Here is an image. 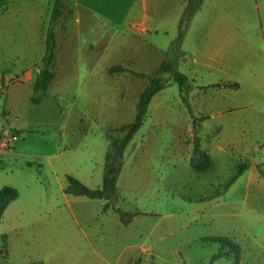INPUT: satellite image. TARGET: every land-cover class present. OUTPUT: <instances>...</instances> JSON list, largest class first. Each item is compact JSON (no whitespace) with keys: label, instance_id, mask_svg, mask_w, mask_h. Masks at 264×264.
Returning <instances> with one entry per match:
<instances>
[{"label":"rangeland","instance_id":"1","mask_svg":"<svg viewBox=\"0 0 264 264\" xmlns=\"http://www.w3.org/2000/svg\"><path fill=\"white\" fill-rule=\"evenodd\" d=\"M63 3V15L55 24L58 79L42 99L31 101L32 86L27 83L10 87L5 99L2 94L20 75L0 69V144L5 147L0 146V188L8 185L18 192L0 220V264H26L35 259L48 264H116L114 219L119 215L113 207L137 212L127 228L135 242L146 248L144 252L137 248L142 253L140 264H264V97L255 98L261 111L251 130H244L259 144L257 153L250 152L245 158L235 150L217 153L211 146L217 130L207 120V127L198 126L200 132L195 136H201L213 150L214 166L194 169L170 140L176 127L163 124L152 130L147 123L143 131L152 130L157 139L149 140L146 148L137 145L134 161L131 151L125 150L117 194L110 201L113 207L104 209L107 199L64 195L67 175L90 188L101 187L109 150L107 134H116L113 130L119 127L113 112L120 104L126 107L122 123L135 118L133 85L143 79L127 73L109 78L100 69L108 63H121L144 68L147 81L154 75L167 77L168 73L156 72V65L169 56L178 24H173L177 18L171 14L177 6L175 0ZM52 4L53 0H4L0 5V59L4 61L0 63L45 51V39L39 50L30 45L35 38L34 44L40 46L38 15L42 20L38 33L42 34ZM200 8L207 10V0ZM205 24L206 16H198L191 34L185 38L187 29L184 35L181 50L190 58L195 47L207 57L209 44L215 41V33L207 32ZM86 61L96 64L95 69ZM41 65L42 57L30 70ZM194 68L207 75L205 67ZM30 70L22 72L28 74V80ZM123 92L130 97L124 99ZM172 105L181 124L180 110L174 102ZM140 138L136 135L134 142ZM145 149L148 156L143 155ZM251 155L261 159L259 177L253 179L244 172ZM83 216L98 217L92 226L104 222L103 247L98 249L103 258L83 255L84 230L90 227ZM208 236H225L236 242L240 260L236 262L233 253L215 258V253L228 248L204 239Z\"/></svg>","mask_w":264,"mask_h":264},{"label":"crops","instance_id":"2","mask_svg":"<svg viewBox=\"0 0 264 264\" xmlns=\"http://www.w3.org/2000/svg\"><path fill=\"white\" fill-rule=\"evenodd\" d=\"M175 1L177 6L171 9V14L178 19H176L173 24H178L187 0ZM165 15L166 14H164V16ZM198 16H206V30L209 33H215V41L209 44L207 57H204L201 50H198L197 47L194 48L191 58L187 51L185 52L182 50L178 67L179 70L185 73L192 82L190 89L185 94L186 102L182 99L178 84L176 83L177 86H175V82H173L172 79H169L166 86L153 95L148 105L146 117L142 126L134 134L126 147V149L131 151L133 161L137 155V145L146 148L149 140L154 142L157 138L152 130H155L157 126L163 124H168L173 128H177H175L170 140L179 146L177 147L179 153L182 152L181 155L187 159L191 168L194 167L191 166L189 160L192 156L196 141L199 143V149L209 155L212 162L210 168L214 166L215 162L212 154L213 150L222 154H229L230 151L235 150L245 158L248 156V153H257L260 149L259 144L252 140L250 136L251 133H245L244 130H251L254 122L257 121L258 113L261 111V107H257L256 105L258 103L255 98L264 97V0H207V10L205 11L200 8L194 14L185 38L191 34ZM38 17L39 21L36 34H38V38L40 39L39 47H42V39H46V32L42 34L38 33L39 26L42 24L40 15H38ZM5 24L8 23L6 22ZM154 27L155 26L152 25L150 28L153 29ZM142 28L143 30L145 29L144 27ZM33 41L32 45H30L32 50L35 49L36 46ZM55 41V76L47 90L55 85L59 73L58 55L56 53V37ZM34 53L35 52L32 51L31 55L23 60L6 58L5 62L8 64L5 65L2 62L0 63V69H7L11 75H20L17 76L18 82L8 85V88L2 94L5 99L8 97L10 87L17 86L19 83H22L23 85L27 83L29 87L33 85L39 69L34 71L30 70V68L37 59H41L44 51ZM144 57L145 59L147 58L146 56ZM86 62L91 64L95 69L96 64L88 61ZM115 64H120L134 72H143L147 75L144 68L133 69L121 63ZM158 64L159 62L156 66H158ZM112 65H114V63H108L103 65L100 69L105 73L106 77H120L121 74L127 73L130 74L131 77L143 79L142 81H138L139 83L133 85L136 88L133 96H131V104L133 103L134 108L140 93L148 83L146 76H138L128 72L109 74L108 68ZM196 65L199 67H205L206 69L204 70V73L207 75L199 73L197 68H194ZM25 70H30V73L32 74L29 80L28 74L22 73ZM205 76H208L209 78L206 81H203ZM234 83H236L237 86L230 85ZM129 97L128 93L123 92L124 99ZM173 102L180 110L182 117L181 124L176 121V113L172 110V107L174 106L172 105ZM131 104L129 103V106L127 107L129 113L131 111ZM121 106L122 105L119 104L113 112V121L119 122L118 126L125 124L120 121V117L124 114L126 107ZM194 119L196 120L194 121ZM207 120L214 122V125L211 126L217 130L214 132L215 139L211 143V146L214 147L212 151L207 147L209 144L206 143L205 145V143H203L201 136L198 138V136H195L193 133L194 129L197 134L200 132L198 126L206 128ZM127 123L128 122H126V124ZM147 123H149L148 126L153 129L143 131ZM112 125L117 126L114 124ZM138 134L141 135V138L134 142V138ZM160 140L164 141V139ZM0 146L4 147L1 144ZM182 147L183 151H181ZM143 155L148 156V149H145ZM260 162V158L251 155L248 164L245 163L247 167L244 169V172L248 175L249 179L259 177L257 166ZM124 165L125 162L123 158V165L120 173L122 172ZM63 192L64 195H73L71 193H66L65 190ZM110 205L113 207L112 204ZM69 207L72 209L71 206ZM122 210L131 211L130 209ZM131 212H134L136 216V211ZM81 214L83 215V213ZM134 217L132 221L134 220ZM74 218L76 222H78L76 216H74ZM82 219L90 226L88 229L84 230L86 246L83 249V252L85 253L83 255H86L88 258L89 256L103 258L98 249L103 247L104 222L102 221L100 226H92V220L98 219V217L91 216V218H86L83 216ZM114 223L116 241L118 243V245L115 243V250L118 251L116 255V264H140L142 253L137 251V248L139 247L143 252L146 251V248L142 243H136L135 236L130 234L127 227L131 221L128 224H123L118 216V219H114ZM93 241H95V244ZM34 261H41L43 264H48L44 259L31 260L26 264H30ZM88 262H90V260Z\"/></svg>","mask_w":264,"mask_h":264},{"label":"trees","instance_id":"3","mask_svg":"<svg viewBox=\"0 0 264 264\" xmlns=\"http://www.w3.org/2000/svg\"><path fill=\"white\" fill-rule=\"evenodd\" d=\"M202 1L203 0H187L178 22V34L174 39V43L169 47L170 54L169 56H165L156 68V72L168 73V77H164L162 75L150 76L147 85L140 93L136 102L134 120L115 128L113 131L117 132L116 134H113L112 132L107 134V138L109 140V150L105 154L104 174L101 187L95 189L90 188L75 177L67 175L66 178L68 184L64 189L66 193H71L73 195H85L94 199H107L108 202L104 205V209H107L110 206V201L117 194V179L123 165L124 151L134 134L142 126L146 117L148 105L153 95L164 88L169 79H172L178 84L182 99L186 102L185 94L190 89L192 82L185 73L179 70L178 67L179 60L182 55L181 43L189 27L190 21L201 6ZM3 4L4 0H0V5ZM64 8L65 5L63 0H53L46 28L45 51L42 56V65L32 85L33 96L31 97V101L34 103H37L42 99L55 76V24L59 17L63 14ZM117 72H128L138 76H146L143 72H134L133 70L123 67L120 64H114L108 68L109 74ZM230 85L237 86L236 83ZM195 120L196 119H194V121ZM189 161L191 166L198 170L209 169L212 165L209 155L199 149V143L197 141L195 142L192 156ZM17 196L18 192L15 187L4 185L0 188V220L9 203L16 199ZM113 210L118 213L123 224H128L135 216L134 212L125 211L121 208L113 207ZM1 237L5 245L7 235L4 233ZM204 239L219 242L222 247L228 248L227 251L219 250L215 253V258L227 256L229 253H233L236 262L240 260V246L230 238L225 236H208ZM30 264L43 263L41 261H34Z\"/></svg>","mask_w":264,"mask_h":264},{"label":"bare ground","instance_id":"4","mask_svg":"<svg viewBox=\"0 0 264 264\" xmlns=\"http://www.w3.org/2000/svg\"><path fill=\"white\" fill-rule=\"evenodd\" d=\"M39 41H40V39H39ZM39 48H40L39 46H37V45L35 46V49L39 50ZM37 52H38V51H37ZM37 52H35V53H37ZM35 53H34V54H35Z\"/></svg>","mask_w":264,"mask_h":264},{"label":"water","instance_id":"5","mask_svg":"<svg viewBox=\"0 0 264 264\" xmlns=\"http://www.w3.org/2000/svg\"><path fill=\"white\" fill-rule=\"evenodd\" d=\"M193 133L196 134V130L195 129L193 130Z\"/></svg>","mask_w":264,"mask_h":264},{"label":"built area","instance_id":"6","mask_svg":"<svg viewBox=\"0 0 264 264\" xmlns=\"http://www.w3.org/2000/svg\"><path fill=\"white\" fill-rule=\"evenodd\" d=\"M182 264H184V263H182Z\"/></svg>","mask_w":264,"mask_h":264}]
</instances>
